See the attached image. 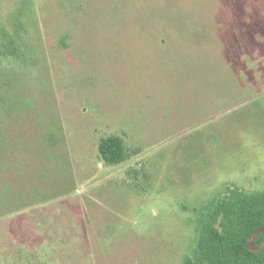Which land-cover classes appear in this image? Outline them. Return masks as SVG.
Returning a JSON list of instances; mask_svg holds the SVG:
<instances>
[{
	"label": "rangeland",
	"instance_id": "obj_1",
	"mask_svg": "<svg viewBox=\"0 0 264 264\" xmlns=\"http://www.w3.org/2000/svg\"><path fill=\"white\" fill-rule=\"evenodd\" d=\"M9 38L0 264H183L219 195L264 190V0H0Z\"/></svg>",
	"mask_w": 264,
	"mask_h": 264
},
{
	"label": "trees",
	"instance_id": "obj_2",
	"mask_svg": "<svg viewBox=\"0 0 264 264\" xmlns=\"http://www.w3.org/2000/svg\"><path fill=\"white\" fill-rule=\"evenodd\" d=\"M20 51L16 39L0 40V69H11L19 64ZM98 150L100 159L108 166L127 158L120 136L102 139ZM259 227H263V231L253 240L255 247L264 240V190L229 189L201 213L195 231L196 245L192 254L183 259V264H264V247L252 252L245 246L248 237Z\"/></svg>",
	"mask_w": 264,
	"mask_h": 264
},
{
	"label": "water",
	"instance_id": "obj_3",
	"mask_svg": "<svg viewBox=\"0 0 264 264\" xmlns=\"http://www.w3.org/2000/svg\"><path fill=\"white\" fill-rule=\"evenodd\" d=\"M263 231V227H259L258 229H256L254 232H252L253 234L250 235L245 243V246L248 250L252 251V252H259L263 247H264V240L260 243V245H258L257 247H255L253 245V240L260 234V232Z\"/></svg>",
	"mask_w": 264,
	"mask_h": 264
}]
</instances>
